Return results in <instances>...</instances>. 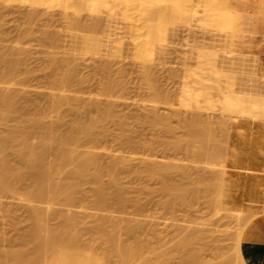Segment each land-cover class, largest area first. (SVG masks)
<instances>
[{
	"label": "rangeland",
	"instance_id": "rangeland-1",
	"mask_svg": "<svg viewBox=\"0 0 264 264\" xmlns=\"http://www.w3.org/2000/svg\"><path fill=\"white\" fill-rule=\"evenodd\" d=\"M194 1L192 9L202 11L204 0ZM217 1L220 4L222 0H214V8L221 12L220 24L216 28L206 27L211 28L210 31L201 29L198 22L191 21L190 27V24L180 20L175 22L177 25L168 24L165 14L167 15L173 7L171 0L153 1L150 4L152 14L149 20L141 18L148 4L147 0H117L120 8H113L115 11L119 10L114 15L111 14V18L107 16L109 5L102 7L100 12L78 8V13H74L65 0H57L54 5L46 6L0 0V73L5 71L6 61H18V72L13 79L11 90L24 94L23 102L26 107L25 114H12L0 120V132L11 128L15 123L22 124L27 117L35 116L36 106L44 112L46 121L55 123L59 130L65 133L75 121L80 120L88 124L97 115L98 109L89 104L90 101H98L100 107L112 103L115 115L111 116L110 120L107 118V121L98 123L91 129V134L89 131L86 133L88 135L79 132L78 143L83 146L82 149L94 145L99 152L102 169L99 183L104 186V198L114 202L118 189L125 196L121 208L115 204L100 206L94 183L89 180H83L80 188L73 192L74 201L70 206L60 197L53 205L47 203L46 197L28 203L20 200L18 193L0 190V230L7 239L4 245H15L18 242V234L35 221L30 212L31 208L46 213L47 208L52 206L48 216L50 224L61 227L63 222H68L78 236L83 234L86 227H94L101 222L111 232L126 230L128 234H134L135 238L146 240L144 242L152 247L169 245L170 251L167 249L168 254L165 256L168 264H221L226 259L235 263L230 246L238 225L227 217L234 215L231 209L227 210L223 206L214 208L205 198L186 203H166L163 195L157 191L160 185L158 180L149 178L148 172L142 170L145 165L142 161L147 154L159 162L178 163L186 169L190 179L208 174L210 170L215 169L214 166L217 170L224 166L233 170H236L237 165L246 166L247 160L231 164L224 158L220 163L222 165L216 164L217 166L213 165L215 162L211 157L205 156L195 161L191 155L187 157L183 148L170 145L176 138L184 145L185 128L181 125L186 123L184 120L189 121L187 119L198 115L202 120L200 126L209 128L227 151L239 149L238 151L241 150L247 155L246 151L251 150V144L261 136L258 130L260 128L257 127L259 122L264 123V120H261L264 115L260 117L261 114L259 116L257 113L255 118L251 117V113L239 115L224 103L220 104L222 94L216 85L224 88L231 79L232 84L229 83V86L232 85L230 88L233 94L248 97H243L247 98L246 107L255 97H264V33L261 34L257 29V17L264 19V0H224L231 10L220 7ZM128 4L132 8H129ZM135 6L136 9L133 8ZM186 12L187 9L183 6V14ZM93 17H96V20L92 19ZM71 18L74 21L77 18L78 25L71 24ZM90 18L94 22L98 20L100 26L89 25L93 22ZM155 27L165 28L167 36L162 46L153 37L146 36V30L153 32ZM145 40L147 46L140 49L139 42L144 43ZM96 41L101 44L100 50L88 49V43ZM201 47L206 49L198 51ZM210 47L218 49L216 63L219 65V72H223V75L220 74L221 77L217 78L218 82L210 77L208 82L205 81L209 93L212 94L211 104L201 102L200 110L181 105L180 90L185 85L193 84L194 73L201 72L198 52H212ZM59 72L66 74L65 79L68 82L63 97L78 98L87 102L80 105L77 113L69 110L68 103L61 105L57 110L48 106L50 92L57 90L53 80ZM2 80L6 81L8 78ZM108 80H112L115 85L106 93L104 87ZM192 86L194 85L190 87ZM151 112L165 116L166 122L173 128L172 132L166 133L162 130L163 127H160L161 124L152 127L148 121ZM57 115L60 117L58 120ZM191 116L193 117L190 118ZM256 118H260V121L255 120ZM224 129H229L233 141L226 143L228 140L220 138ZM116 153L128 159L130 168L127 165L123 168L117 166L115 172L106 170L110 159ZM47 159L51 161L53 156L49 155ZM8 161L11 165L18 166L16 157H9ZM87 174H92V171ZM180 176V172H173L169 179L177 182L181 180ZM112 179H115L117 186L109 185ZM192 185L194 184H191V187ZM193 187V190H197L202 189L204 185L198 183ZM22 191L24 189L20 190ZM242 199L244 197L241 192L239 200ZM246 203L244 205H248V202ZM251 203L253 204V201H250L249 205ZM62 215H67L68 220L62 218ZM258 217L264 219V213H259ZM115 220L117 225L111 226V222L115 223ZM88 237L92 239L86 234L81 236L83 244L88 242ZM172 241H176L173 247ZM89 243L90 240L88 244H82V247L80 245V248L72 246L69 251L56 246L57 249H54L57 251L52 252L54 256L50 253L53 256L51 257L48 253L45 262L48 264L49 260L51 264L54 258L60 259L65 251H97V246ZM99 252L91 253L97 257L102 255L103 258V254ZM162 257V261L165 260ZM118 259V256L112 257L109 264H117Z\"/></svg>",
	"mask_w": 264,
	"mask_h": 264
},
{
	"label": "bare ground",
	"instance_id": "bare-ground-1",
	"mask_svg": "<svg viewBox=\"0 0 264 264\" xmlns=\"http://www.w3.org/2000/svg\"><path fill=\"white\" fill-rule=\"evenodd\" d=\"M6 1L27 2L32 6H46L54 5L57 0ZM153 1L163 0H147L148 4H146L145 10L141 14V18L145 20L151 19L152 6L150 4ZM65 3H67V6L73 10L74 13H78V8L89 12H100L102 7L109 5L110 8H108V12H106L109 14L107 16L110 18L119 10L115 11L113 8L115 6L120 8V4L117 0H65ZM171 4L173 7L170 8L167 15L165 14L168 24H174L178 20L185 24H190L192 21L198 22L197 24L202 27L201 29L205 28L206 30H210L211 28H207L211 26L216 28L220 24L221 12L214 8V0H204V8L202 11H195L192 9L195 4L194 0H171ZM127 6L131 7L130 4ZM183 6L187 9L185 15L183 14ZM123 8L121 7V9ZM133 8L136 9L137 6ZM199 12H201V14H198ZM251 16L252 15H250V17ZM92 19L96 20V17H93ZM92 19L90 18V21ZM76 20L74 21L73 19L71 24L78 25L77 23L79 20L77 18ZM94 20H92L93 22L89 25H92L93 27L100 26V22L98 20L94 22ZM177 23L179 24V22ZM146 36L153 37L154 40H157L158 44L162 46L167 34L165 28L155 27L153 32L146 30ZM146 43V40L144 43L139 42L138 47L142 49V47L147 46ZM88 44V49L94 51L100 50L101 44L98 41ZM201 49L204 50L206 48L201 47L200 50H197L201 51ZM203 50L201 54L198 52V62L201 64V72L194 73L195 79H192L194 81L193 84H191L194 86L191 88L190 84H188L190 86L185 85L180 90L179 95L181 105L190 106L197 110H200L202 106L200 104L201 102L206 101L211 104L210 102L212 101V94L209 93V87H206L207 85H205V81L208 82V77L215 81L217 78L221 77V70L219 72V65L217 66L215 58L218 49L214 50L212 48V52ZM225 50L227 51V49ZM207 54H210V56H207ZM17 62L18 61H6L5 71L0 73V83H3L0 84V120L8 118L12 114H23L24 111H26L23 102L24 94H19L11 90L14 84L13 79L18 72L19 65ZM202 71L207 72L208 75H205V72L203 73ZM147 72H145L146 76H148L149 73ZM221 75H223V72ZM4 78H8V80H2ZM65 78L67 79L66 74L61 72L55 76L53 84L56 86L57 90L55 92H50L48 106L51 109L57 110L61 105L68 103L70 105L69 110H71L72 113H77L80 105H85L87 102L85 103V101L78 98L68 99L63 97L65 86L68 83ZM227 82L229 81L227 80ZM227 82H225V85ZM229 83H231V79ZM229 83L224 88L221 86L219 87V84L216 83L219 92L222 94L219 99L221 102L220 104L224 103L229 109L237 114L251 113L253 116H250L255 118L258 113L259 116L261 114L260 117H263L264 97L259 96L254 98L252 96L254 99L251 101L247 100V102L249 101L250 103L249 106L246 107V105H248L246 103L248 97L244 95L247 98H243L244 96L242 97L241 95L237 96L233 94V90H231L232 83L230 86ZM114 85L115 84L112 80H108L104 87L105 92L108 93ZM249 99H251V96ZM89 104L94 105L98 109L97 115L88 124L80 120L75 121L65 133L60 131L59 126L55 123L46 121L44 112L41 108L36 106V108L34 107V109H36L35 116L27 117L25 121L21 122L22 124H19L20 122L15 123L16 125L11 126L9 129L7 128L4 132L1 131L0 190L9 193H18V198L28 203L46 197L47 203L53 205L55 200L60 197L66 205L70 206L74 201L73 192L80 188L83 180H89L94 183L95 195L98 197L97 202L100 206L104 204H115L118 208H121L125 196L120 189H118L115 194L114 202L107 201V199L104 198V186L99 183L100 172L102 170L100 167L99 152H97L94 145L82 149L83 146L81 147L78 143L79 132L88 135L86 133L89 131L91 134V129L95 128L98 123L107 121V118L110 120L109 118L115 115L114 113L116 112H114V105L108 103L107 105L100 107L98 101H90ZM207 106L210 107L211 105ZM248 107H250V109H248ZM34 113L35 112L33 111V114ZM79 115L80 114H78V116ZM58 117L59 116L57 115L56 120L60 119V117ZM164 117L165 116L161 117L156 115L155 112H151L148 118L149 124L152 127L161 124L160 127H163L162 130L164 129L166 133L172 132L173 128L171 127V124L168 125L166 122L167 119ZM192 117L193 116L190 118ZM259 119L256 118L255 120ZM187 120L189 121L184 120L186 123L181 125L183 126V129L185 128L184 145H182L183 143L181 140L176 138L170 143L172 147L183 148L188 155L187 157L191 155V157H194L195 161L205 156L214 159L213 161L215 163L213 165H222L220 163L224 158L227 162H231V164L247 160L246 162L248 163L246 166L238 167L237 165L236 170L225 166L222 167V169L217 170L214 166L215 170L212 166L214 170H210L208 174H204L197 179H190L187 175L188 173L186 169L183 166L178 165V163L159 162L158 160H154L152 155L147 154L142 161V163L145 164H142L144 165L142 170L148 172L149 178L158 180L160 185L157 191L163 195L166 203H186L205 198L214 208L216 206H223L227 210L231 209L234 215L229 212L231 217L227 216V213L224 214V216L233 219L232 221H236V224L238 225L235 234L233 235V242L230 246L235 257L233 259L235 262L234 264H264V219L258 217L259 213H264V125H262L264 123H258L260 125L257 128H260L258 130H260L261 136H259L260 138H257L258 141L257 139L254 140L257 143L255 142L254 144H251L252 147L251 150L249 149L250 151L246 148L249 152L246 151L248 154L245 155L241 150L238 151L239 149L227 151V149L217 141V138L215 137L216 135L214 136L209 128H202L203 126H200L202 120L199 115L198 117L196 116ZM179 128L181 127L179 126ZM252 129L254 130V127ZM228 130L224 129V131H222L223 134L220 137L221 139L228 140L226 143H229L234 139L230 136L229 133L231 132ZM91 136L87 137L91 138ZM252 140L253 139H251V141ZM245 143H247V141ZM171 146L169 147L171 148ZM169 147L167 148L169 149ZM9 155L16 157L18 166H13V164L11 165V163H9V157H12ZM49 155L53 156V160L49 161L47 159ZM127 165L128 168H130L128 159L121 157L116 153L110 159V164L106 170L109 172H115V170L118 169L117 166L123 168L127 167ZM89 171H92V174L88 175L87 173ZM173 172H180V177H182L181 180L176 182L169 179ZM198 183H203L204 187L202 189L198 188L197 190H193V186ZM191 184H194L192 185L193 188L191 187ZM109 185L113 187L117 186L115 179H112ZM245 188L246 191H244ZM23 189L24 191L20 192V190ZM241 192L244 197V199H242L243 201L241 200L242 202L239 200ZM250 201H253V204L251 203V205H249ZM246 202H248V205H244V203L247 204ZM52 209L53 207L49 206L47 208L48 212L43 213L38 211L37 208H31L30 212L35 221L30 227L18 234V242L15 245H4L3 243L7 241L6 235L0 230V264H46V255L49 253L51 256L50 253L56 252V246H59V248L63 250H68L69 248L72 249V246H78V248L82 247L83 242L81 236L83 237L85 234L86 236H91L92 239L88 237V242L90 240L89 244H95L97 246V251H100L103 254V258L101 257L102 255L98 256L99 258L96 254L94 255V253L97 252L96 250L88 251V249L87 251L90 252L88 253L87 251L84 252L85 250L81 251V249H76L77 251L74 250L73 252L68 253L65 251L60 259H52L53 262L51 264H109L111 258L114 256H118L119 258L117 264H168L166 263L168 260H166L167 258H165V256L168 254V252L166 253V250H169V245L167 247L164 245L152 247L147 244V242H144L146 240L142 241L141 239L135 238V235H131L130 231V234H128V231L126 232V230L111 232L101 222L97 223L94 227H86L83 234L78 236L74 228L68 224V222H63L61 227H56L50 224L48 216ZM251 215L254 217H250ZM62 218L68 220L67 215H62ZM114 225H117L116 220L115 223L114 221L111 222V226ZM134 238L135 240H133ZM88 242L86 243L88 244ZM173 244H176V241H172V247ZM91 252L94 253L92 254ZM163 255L164 257H162ZM161 257L165 258V260L163 259L162 261ZM48 262L50 263L49 260ZM221 264H233V262L231 259H226L222 261Z\"/></svg>",
	"mask_w": 264,
	"mask_h": 264
},
{
	"label": "crops",
	"instance_id": "crops-1",
	"mask_svg": "<svg viewBox=\"0 0 264 264\" xmlns=\"http://www.w3.org/2000/svg\"><path fill=\"white\" fill-rule=\"evenodd\" d=\"M241 1V0H240ZM243 1V0H242ZM218 3V1H217ZM219 4V3H218ZM220 7L231 10L226 1L222 0L219 4ZM257 29L258 31L263 34L264 33V19L262 17H257Z\"/></svg>",
	"mask_w": 264,
	"mask_h": 264
}]
</instances>
